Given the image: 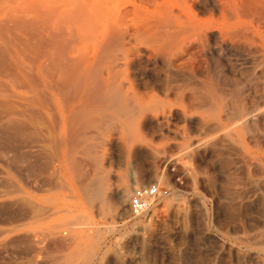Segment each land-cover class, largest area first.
Here are the masks:
<instances>
[{
	"label": "rangeland",
	"instance_id": "rangeland-1",
	"mask_svg": "<svg viewBox=\"0 0 264 264\" xmlns=\"http://www.w3.org/2000/svg\"><path fill=\"white\" fill-rule=\"evenodd\" d=\"M83 1L59 0V47H96L103 25L123 13L127 43L118 51L119 76L137 97L131 103L146 102L144 112L130 120L127 132L114 114V122L93 127L88 150L76 141L69 144L66 169L59 148L49 171L59 184L32 191L33 199L59 212L0 224L13 227L0 241L26 230L38 236L37 250L11 249L0 264L41 257H54L50 264H264V203L256 200L253 184L261 175L250 162L264 159L261 68L213 32L202 47L188 49L184 40L177 51L160 53L147 33L137 32L143 20L159 17L157 1L89 0L97 7V14L90 8L89 22L78 18L76 7ZM192 10L197 18H211L200 7ZM237 90L245 92L235 97ZM97 172L107 176L108 188L102 199L90 202L81 183ZM154 182L167 194L132 215L133 188ZM123 192L124 215L117 203ZM50 218L69 220L59 228L66 244L55 247L43 238Z\"/></svg>",
	"mask_w": 264,
	"mask_h": 264
},
{
	"label": "bare ground",
	"instance_id": "bare-ground-1",
	"mask_svg": "<svg viewBox=\"0 0 264 264\" xmlns=\"http://www.w3.org/2000/svg\"><path fill=\"white\" fill-rule=\"evenodd\" d=\"M86 1L76 8L79 20L89 22L93 2ZM151 1H157L159 17L143 20L137 32L147 33L160 53L175 51L184 40L188 49L202 47L208 32H213L218 41L238 48L264 73V0H141L143 4ZM19 2L0 0V224L4 225L27 217L56 215L59 208L43 206L33 199L32 191L59 184L56 174L49 173L59 159V148L63 147L66 169L69 144L76 141L88 150L91 129L114 122L113 114L127 132L130 120L142 115L146 104L139 99L131 103L137 97L129 94L119 76L118 51L127 43L120 26L123 13L120 20L103 25L96 47L72 50L59 47V0H31L32 6L36 3L32 8ZM192 7L211 13L210 20L197 18ZM93 8L91 13L96 12L97 7ZM244 92L234 91L233 96ZM250 162L261 175L253 183L256 200L264 203V159ZM81 188L88 201L102 199L108 188L107 176L97 172L85 178ZM123 195L117 202L122 215L126 212ZM69 223L49 220L43 225V238L55 247L66 244L59 228ZM12 229L0 227V235ZM33 231L3 237L0 256H7L11 249L37 250ZM53 259L41 257L24 264H50Z\"/></svg>",
	"mask_w": 264,
	"mask_h": 264
},
{
	"label": "built area",
	"instance_id": "built-area-1",
	"mask_svg": "<svg viewBox=\"0 0 264 264\" xmlns=\"http://www.w3.org/2000/svg\"><path fill=\"white\" fill-rule=\"evenodd\" d=\"M167 189L161 187L158 183H151L134 187L129 198V210L132 215H139L144 212L151 201L167 194Z\"/></svg>",
	"mask_w": 264,
	"mask_h": 264
}]
</instances>
